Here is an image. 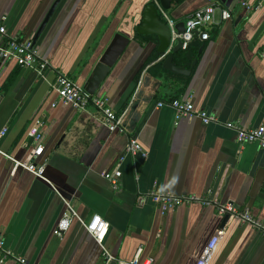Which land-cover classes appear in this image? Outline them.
Masks as SVG:
<instances>
[{"label":"crops","instance_id":"1","mask_svg":"<svg viewBox=\"0 0 264 264\" xmlns=\"http://www.w3.org/2000/svg\"><path fill=\"white\" fill-rule=\"evenodd\" d=\"M54 2L0 0V25L9 36L32 40L52 68L40 78L0 59V151L27 161L36 148L27 133L38 122L44 151L37 163L48 182L0 155L5 248L28 264H106L77 219L54 234L68 204L81 221L98 216L109 225L103 245L113 260L107 264H132L139 248L137 264L150 258L153 264H199L221 230L209 264H264V238L250 226L200 204L161 213L146 198L153 191L194 195L248 210L264 224V149L239 144L225 127L264 125V0H214L230 19L216 16L206 29L209 40L194 38L192 51L200 45L194 60L182 50L174 56V66L186 70L195 61L189 76L165 70L158 38L137 33L152 0H61L34 41ZM241 2L258 8L248 13ZM207 5L178 0L164 12L176 26ZM57 72L106 99L123 133L110 132L92 107L78 112L59 103L52 87ZM175 100L191 101L217 123L177 120L170 106ZM131 139L142 148L139 159L126 156ZM117 167L122 176L114 190L104 174Z\"/></svg>","mask_w":264,"mask_h":264},{"label":"built area","instance_id":"2","mask_svg":"<svg viewBox=\"0 0 264 264\" xmlns=\"http://www.w3.org/2000/svg\"><path fill=\"white\" fill-rule=\"evenodd\" d=\"M208 5L193 14H191L184 22V32L178 33L175 30V23L168 19L164 10L160 7L157 0H152V4L166 19L167 25L171 31L170 47L181 43V50L185 51L189 48L195 37H198L202 42L209 40V34L206 29L215 25L216 16L220 22L228 21L230 13L226 10L220 9L214 0H206ZM241 6L248 12L255 11L258 6L251 5L247 2H241ZM0 59L3 61H12L19 68L28 70L36 74L40 78H44L47 72H52L51 65L47 60L42 58L30 39H20L18 37L9 36L4 25H0ZM53 89L58 97V102L69 106L78 112H86L89 107L97 110L102 118L103 125L110 132L123 133L121 117L117 116L112 108L109 106L108 101L103 98L92 96L84 92L81 88L77 87L75 83L69 80L61 73H56ZM53 107L56 104L52 105ZM162 107L163 104H158ZM171 108L174 110L176 119L182 118H198L202 124L209 125L217 123V119L213 115H208L205 112L197 111L191 101L175 100L170 103ZM225 127L233 130L236 133L237 141L239 144H255L259 148L264 149V125L257 128L245 129L238 124L227 123ZM4 132L0 134V138ZM27 137L32 139L36 144V148L31 151L30 157L25 162H15L12 157L0 151V155L6 159L13 161L15 168H21L39 180L47 182L44 176L45 166L38 164L37 160L41 157L44 148L42 144V134L39 131V124L35 122L28 130ZM142 153V148L136 139H131L126 149V156L136 155ZM124 158L121 159V162ZM122 173L117 167L111 172L104 174V179L107 180L114 190H118L120 186V179ZM48 183V182H47ZM151 202L158 206L161 213L166 211L175 210L183 206H190L193 204H200L205 207L212 206L216 209L219 216L228 218V220L239 222L243 225H248L256 230L262 238H264V224L255 218L248 210H237L229 204H220L216 201H210L203 197L191 196H174L162 192H150L146 196ZM77 219L86 230L87 234L100 246L103 251L105 263L113 260V257L105 249L103 243L107 235L109 225L104 222L100 217L94 216L89 222L81 221L78 216L72 211L67 204V213L59 221L54 234L59 236L65 232L71 222ZM223 236V231H217L215 237L206 247L199 264H209L214 255L216 246ZM142 248H139L134 256L132 264H137L141 254ZM6 262H13L16 264H28L26 260L13 252L9 251L4 246V240L0 235V264ZM145 264H153V259H148Z\"/></svg>","mask_w":264,"mask_h":264},{"label":"water","instance_id":"3","mask_svg":"<svg viewBox=\"0 0 264 264\" xmlns=\"http://www.w3.org/2000/svg\"><path fill=\"white\" fill-rule=\"evenodd\" d=\"M61 0H55L53 5L51 6L49 12L47 13L46 17L44 18L43 22L41 23L40 27L38 28L36 35L34 37V41L38 39V37L43 32L44 28L46 27L47 23L49 22L51 16L53 15L54 11L56 10L57 6L59 5ZM160 6L163 10L167 11L170 9L172 1L177 2L178 0H158ZM175 30L178 33L184 32V24L179 23L175 26ZM137 33L142 36H156L159 40L158 45V53L161 55H165V60L163 62V68L174 75L179 76H189L191 73V69L195 65V61L192 63L191 68L189 70L178 68L174 66L173 59L176 54L181 52V43L178 42L168 54H165L166 51L170 47V39H171V31L168 25L162 22L159 18L158 11L154 5H148L142 15V24L137 28ZM99 68V67H98ZM135 158H141V153L136 154Z\"/></svg>","mask_w":264,"mask_h":264},{"label":"trees","instance_id":"4","mask_svg":"<svg viewBox=\"0 0 264 264\" xmlns=\"http://www.w3.org/2000/svg\"><path fill=\"white\" fill-rule=\"evenodd\" d=\"M190 46L187 50L183 51L184 52L183 54H184L185 58H188V60L192 61L198 56L197 52L200 48V45H198L193 51H192Z\"/></svg>","mask_w":264,"mask_h":264}]
</instances>
